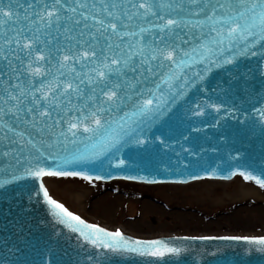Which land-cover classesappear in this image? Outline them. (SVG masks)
Segmentation results:
<instances>
[{
	"label": "snow or ice",
	"instance_id": "snow-or-ice-1",
	"mask_svg": "<svg viewBox=\"0 0 264 264\" xmlns=\"http://www.w3.org/2000/svg\"><path fill=\"white\" fill-rule=\"evenodd\" d=\"M248 57L264 60V0H0V188L39 181L56 224L97 250L178 253L86 222L52 197L45 178L103 180L127 169L126 148L148 144L154 127L190 103L187 111L204 116L209 105L195 98L210 74ZM210 107L219 113L223 103ZM197 165L177 159L170 170ZM232 175L264 188V168Z\"/></svg>",
	"mask_w": 264,
	"mask_h": 264
},
{
	"label": "water",
	"instance_id": "water-1",
	"mask_svg": "<svg viewBox=\"0 0 264 264\" xmlns=\"http://www.w3.org/2000/svg\"><path fill=\"white\" fill-rule=\"evenodd\" d=\"M262 82L264 60L258 64L255 57L240 58L236 65L214 69L201 89L202 94L195 98V103L209 105L204 116L187 111L194 107L190 103L169 124L154 127L148 144L132 145L124 150L127 169H109L110 175L91 168L83 170L92 176L105 175V179L98 181L107 183L117 179L147 184L232 180L238 176L232 175L236 168L259 175V170L264 168ZM213 103H223L219 113L210 107ZM189 125L198 131L190 130ZM161 138L164 144L160 143ZM181 145L195 155L184 151ZM177 159L199 160V165L183 171L177 169L174 174L170 169L175 167ZM192 175L203 178L193 180ZM126 176L138 179H124ZM37 192H40L39 181L32 178L0 188V264H264L261 250L264 245L254 242L264 236H240L249 240L223 239L231 235L139 238L122 231L131 240H161L180 251L164 257H149L97 250L84 244L66 226L57 225L52 206L42 192L39 196Z\"/></svg>",
	"mask_w": 264,
	"mask_h": 264
},
{
	"label": "rangeland",
	"instance_id": "rangeland-1",
	"mask_svg": "<svg viewBox=\"0 0 264 264\" xmlns=\"http://www.w3.org/2000/svg\"><path fill=\"white\" fill-rule=\"evenodd\" d=\"M45 184L75 214L139 238L264 236V188L241 177L157 185L46 178ZM252 186L262 190L261 203H239L244 188ZM147 203L160 211L148 209Z\"/></svg>",
	"mask_w": 264,
	"mask_h": 264
},
{
	"label": "bare ground",
	"instance_id": "bare-ground-1",
	"mask_svg": "<svg viewBox=\"0 0 264 264\" xmlns=\"http://www.w3.org/2000/svg\"><path fill=\"white\" fill-rule=\"evenodd\" d=\"M45 181H46V178H45ZM262 194H263L262 190L260 188H257L256 186H252V187H249L247 189L244 188V190L242 191V195L239 197L238 201L241 204H244L246 201H249V202L245 203V205L246 204L249 205V204H252L255 202H256V204L257 203L259 204V203H261ZM146 206L150 210L154 209L156 211H160L158 207H156L152 204L147 203ZM246 236H252V235H246Z\"/></svg>",
	"mask_w": 264,
	"mask_h": 264
}]
</instances>
